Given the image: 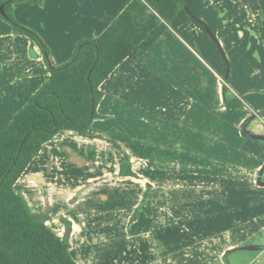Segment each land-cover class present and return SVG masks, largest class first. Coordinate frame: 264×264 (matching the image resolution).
<instances>
[{
  "label": "crops",
  "instance_id": "crops-1",
  "mask_svg": "<svg viewBox=\"0 0 264 264\" xmlns=\"http://www.w3.org/2000/svg\"><path fill=\"white\" fill-rule=\"evenodd\" d=\"M133 1L43 0L18 3L13 9L18 20L41 36L55 67L72 58L81 40L99 38ZM183 2L164 33L103 82L104 96L97 109L102 118L93 123L91 137L75 131L58 134L16 185L33 211L47 214L48 225L60 237L67 236L78 264H162L175 261L176 254L189 246H195L208 264L201 255L209 239L215 245L212 260L218 264H264V160L242 151L248 142L264 144V78L255 77L260 69L251 65L263 61L258 48L253 50L264 49V17L256 10L260 0ZM50 76L41 48L14 32L0 16V135ZM166 127L168 141H162ZM105 134L125 138L136 134L152 149L171 153V168L163 179L167 189L157 188L155 179L142 174L118 177L140 183L135 190L138 201H147L153 212L150 220L140 215L137 226L149 224L141 228V235L162 230L156 232L160 233L151 253L143 240L130 246L126 239L111 238L112 221L105 206L111 200L109 189L95 192L106 197L102 204L69 205L65 192L69 199L79 192L59 186V212L45 207L37 212L27 198L34 192L31 183L48 184L42 173L30 172L37 160L44 164L48 156L59 163L63 143L71 159L79 138L80 143L95 145ZM158 152H151L152 160L160 158ZM24 177L28 183L20 191ZM125 206L119 203L114 208Z\"/></svg>",
  "mask_w": 264,
  "mask_h": 264
},
{
  "label": "trees",
  "instance_id": "trees-1",
  "mask_svg": "<svg viewBox=\"0 0 264 264\" xmlns=\"http://www.w3.org/2000/svg\"><path fill=\"white\" fill-rule=\"evenodd\" d=\"M42 1L0 2L6 11V16L0 12L1 18L37 43L51 71L47 83L0 135V264H78L67 236L60 237L48 225L47 214L35 213L16 185L44 145L58 134L75 131L91 137L93 123L102 118L97 109L104 96L103 82L127 58L149 48L183 6V0H134L99 38L81 40L72 58L54 67L42 38L12 15L15 3ZM149 10L150 19L141 21L139 17ZM119 175L138 178L131 162L121 164Z\"/></svg>",
  "mask_w": 264,
  "mask_h": 264
},
{
  "label": "rangeland",
  "instance_id": "rangeland-1",
  "mask_svg": "<svg viewBox=\"0 0 264 264\" xmlns=\"http://www.w3.org/2000/svg\"><path fill=\"white\" fill-rule=\"evenodd\" d=\"M263 1L264 0H260V5L256 8V10L264 17V9L262 7ZM253 7L255 8V6ZM151 11L152 10H149L144 16L139 17V19L141 21L143 20L144 22L149 20L150 15L152 14ZM12 15L22 26L37 33L34 28L24 25V23L17 19L14 14V9L12 10ZM5 22L8 23L7 21ZM11 28L13 29L12 26ZM256 47L258 48V53L261 55V59L263 61L257 63L253 62L251 65L255 64L260 69V71L255 70V77L261 76L260 74H262L264 78V49L261 46H254L253 50H255ZM167 129L168 128L166 127V135L162 137V141H168ZM135 135L136 134L132 136L133 139L128 138L130 137L128 135L127 138L123 136L121 137L119 134L106 135L102 136L100 141H96L95 145H92L91 143H80L81 138H79L78 141L75 140L79 147L78 149H75V154L71 159L70 157H67L68 150H65V144L62 142L63 140H60L64 147L61 145L59 147V163H57L55 159H50L45 155L48 159H44V164H38L40 160H37V162H35L30 168V172L32 173H42V175L47 178L48 183L46 185H41L38 182L31 183L33 186H35L32 188V191L34 192H28L27 198L33 208L37 212L44 207L55 208V210H58L59 212V186H69L72 188L70 190H73V192H79L77 197L70 198V200L69 197H67V192L64 191L66 195V204L69 205L76 202H84L86 204L91 203L92 205L97 206L102 204L106 197L99 194L96 195L95 192H101V190L103 191V188L109 189L111 193H109L110 197L108 199L111 200L110 203H107V205L105 204V206H107L109 209L107 211H110V220L112 221V228L110 229L111 238L122 241L126 239L130 243V246L143 240L145 247H151V251L148 252H153L155 250L154 238H157V235L162 230L155 229L153 234H151V232H149V234L144 232L141 235V228H146L147 225L149 226V224L144 222L142 227H140V225L137 226V221L139 220L140 215H147L149 217L148 219L150 220V218L153 216V212L147 201H142L141 203L138 201L137 192L135 190H139L140 183H138L136 180H119L118 177L121 164L125 162H131L132 169L136 174H142L149 179L153 178L155 179L154 184L157 188L159 187L161 189H167V182L163 179L166 178L169 168H171V165H169V156L171 153L166 149H152L151 144L149 145L148 142H144V140L141 138L136 139ZM149 137L152 138V134ZM152 151H159L156 154L160 158L152 160ZM242 151L253 153L257 158L264 160V144L258 145L254 142H248V144H245L244 150L242 148ZM138 157H143L145 162H143V160L141 161ZM151 182L153 183V181ZM26 183H28L27 178L24 177V180L22 179V182L19 183L18 190L22 191L24 184ZM43 188L50 189V192L48 194L43 192ZM119 189H122L123 192H127V194H121ZM147 189L151 190L149 185L147 186ZM60 192H63V190ZM38 196H41V199L42 197L44 199L40 201ZM119 203H125L126 206L120 209L114 208V206ZM104 211L105 210H103L102 214L105 213ZM92 215L97 216L98 213L94 212ZM134 230H136L138 234H136V231L132 232ZM157 231L160 232L156 233ZM164 233H166V230H164ZM224 241H226V238H224ZM189 247L190 248L186 247L185 250L180 251L179 254L177 253L174 258L175 261H173L171 258L167 262L163 260L162 264L163 262H165V264H204L203 260L201 261L199 258L200 254L196 251V247ZM225 247L227 246L225 245ZM214 248V241L209 239L206 242L205 247V249H208V251H205L204 249L201 255V257H204L205 260H208V264H218L215 259L212 260V258L215 257V253L212 250Z\"/></svg>",
  "mask_w": 264,
  "mask_h": 264
},
{
  "label": "water",
  "instance_id": "water-1",
  "mask_svg": "<svg viewBox=\"0 0 264 264\" xmlns=\"http://www.w3.org/2000/svg\"><path fill=\"white\" fill-rule=\"evenodd\" d=\"M0 12H1L2 15L6 16V11H5V6L4 5L0 6Z\"/></svg>",
  "mask_w": 264,
  "mask_h": 264
}]
</instances>
